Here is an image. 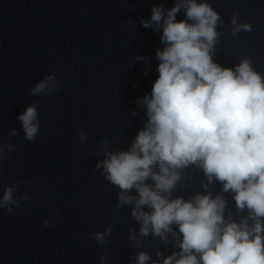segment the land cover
<instances>
[{
	"label": "clouds",
	"instance_id": "clouds-1",
	"mask_svg": "<svg viewBox=\"0 0 264 264\" xmlns=\"http://www.w3.org/2000/svg\"><path fill=\"white\" fill-rule=\"evenodd\" d=\"M182 6L177 3L165 17L166 10L154 5L151 19L141 20L145 28L153 23L160 27L163 21L161 41L166 47L156 52L159 75L151 95L139 102L147 109L145 128L128 151L106 154L102 162L106 178L122 190L117 207L135 200L132 215L142 222V235H148L149 225L154 235L162 237L173 223L179 226L182 252L175 264H264V225L259 220L264 217V80L248 60L235 70L213 62L218 13L207 3L187 0L186 16L194 23L177 21ZM232 22L236 23L235 17ZM240 27L250 30V25H242L234 33ZM53 79L54 75L46 77L31 91H45ZM18 119L25 138L34 140L39 128L36 106L27 107ZM196 162L209 181L215 177L224 191L236 193L240 209L250 210L257 221L251 230L247 223L224 224L225 202L220 197L198 195L185 202L162 195L179 179L174 169ZM156 164L159 174L153 171ZM148 178L154 187L145 184ZM134 188L138 199L124 194ZM13 191L14 186L5 189L3 204L15 203ZM142 205L151 212L141 211ZM94 238L103 242L105 234L95 233ZM148 258L139 253L138 264ZM171 260L166 258L163 264Z\"/></svg>",
	"mask_w": 264,
	"mask_h": 264
}]
</instances>
